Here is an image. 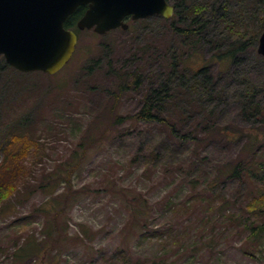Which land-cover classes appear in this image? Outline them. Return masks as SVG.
<instances>
[{"label":"rangeland","instance_id":"374dc122","mask_svg":"<svg viewBox=\"0 0 264 264\" xmlns=\"http://www.w3.org/2000/svg\"><path fill=\"white\" fill-rule=\"evenodd\" d=\"M254 4L243 3L247 11ZM156 21L136 30L131 22L128 29L108 35L80 31L76 54L61 71L35 72L30 79L34 90H16L19 99L13 101V93L8 95L0 109V132L14 122L17 127L31 113L25 136L32 145L14 146L15 154L27 150L18 164L25 173L18 177L14 196L0 204V264H122L123 257L129 264L161 259L165 264H264V236H250L253 227L264 224V211L248 207L264 189V170L253 158L259 152L256 160L264 161V65L258 64V45L243 56L246 66L257 65L250 76L260 92L250 99L263 113L245 118L244 111H250L244 102L230 99L209 126L195 118L174 133L159 122L132 119L146 87L116 99L109 92L117 91L118 79L94 62L110 54L117 68L147 70L139 56L147 40L142 31L148 23L158 26ZM246 21L255 33L260 20ZM252 35L247 33V39ZM157 36L148 33L149 39ZM113 39L114 45H100ZM212 53L205 49L203 55ZM219 70L216 63L209 67L213 74ZM225 83L222 77L220 84ZM180 106L174 107L175 122ZM126 116L123 123L118 120ZM214 123L229 127L227 137ZM190 131L198 140L184 136ZM82 143L88 150L72 170V187L59 180L55 192L53 186L44 190L51 176H65L78 163L74 157L83 153ZM3 158L0 150V163ZM230 168L238 175L231 176Z\"/></svg>","mask_w":264,"mask_h":264},{"label":"trees","instance_id":"16d2710c","mask_svg":"<svg viewBox=\"0 0 264 264\" xmlns=\"http://www.w3.org/2000/svg\"><path fill=\"white\" fill-rule=\"evenodd\" d=\"M168 1L175 7L174 15L171 18L155 15L148 19L138 20L136 23L131 17L127 18L129 23L132 22L131 29L134 30L137 29L139 24L143 25L150 19L157 20L160 23L158 26L156 25L157 28L156 26L153 28L151 23L143 27V36L147 40L140 48L141 55L139 56L148 65L147 70L142 69L133 72L132 70L124 71L117 68L114 66L110 54H105L104 60L97 58V62L94 61L98 69H105L106 75L113 74L118 79L117 91L109 92V95H113L118 99L128 90H138L142 86L146 87L140 110L130 117L144 123L159 122L171 128L174 133L180 130L185 122L187 123L195 118H197L200 126H209L210 119L222 113L224 111L222 104L227 103L230 99L244 102L245 108L250 111H244L245 118L252 116L254 113L262 114L259 102L250 99L252 95L260 92V86L252 81L253 79L250 76V71L257 65L246 66V58L243 54L248 48L257 47L259 36L264 30V0H251L255 4L248 11L243 5L245 0ZM238 3L240 5L237 7ZM86 9L87 6H80L68 18L66 27L73 28L80 34L77 24ZM246 18L260 20L258 27H255V33L254 29H249L250 23L246 21ZM149 32L150 35L158 34V36L149 39ZM241 32L242 34H240ZM249 32L253 35L247 39L246 34ZM108 34H111V32ZM107 44L114 45L115 39L105 41L100 45L104 48ZM205 49H210L213 52L207 58L203 55ZM256 57L258 58V64L264 65V57L260 54H256ZM214 63L220 66V70L216 74L209 71L210 65ZM242 63H245L242 71L239 69H236V72L229 71L231 66L236 67L242 65ZM151 64H155L154 69L156 72L150 69ZM160 68L161 72H159ZM32 74L35 75L36 73L18 71L6 62L3 55H0V109H4V102L11 93L14 95H10L13 98L12 101L19 99L16 90L23 92V89L27 86L31 90L35 89L34 86H31L33 83L30 82ZM222 77L226 78L225 84H220ZM48 87L52 88V86ZM179 103H182L181 106ZM178 106H180L182 112L179 111L180 117L175 122L176 110L174 111V107L177 109ZM26 116L31 118L32 114L28 113ZM28 118L23 117L20 119L17 127H12L15 124L14 122L6 133L0 132V150L4 151V158L0 163V204L9 201L14 196L18 190V177L25 173L24 166L21 168L18 164L21 163L19 162L20 158L27 154V150L15 154L14 146L18 145L19 142L32 145V141L25 136L29 135L25 134ZM121 118L119 117L118 120L123 123L128 116L124 117L123 120ZM212 127L218 128L219 132L227 137L228 126L219 127L217 123H214ZM15 128L20 129V131L15 132ZM209 130H211L210 127ZM8 132L9 134L12 133L9 137H7ZM184 136L198 140L197 135L192 134V131L184 134ZM256 142H252L250 148H253ZM6 145L7 147H5ZM83 145L84 143H82ZM87 150L84 145L83 153L78 154L77 152L74 157L78 160V163L72 164L71 170L65 176L54 175L56 179L51 176L50 179L52 180L44 185L46 187L44 190L49 186H53L52 191L56 190L59 180H64L69 187H72V170L76 169L82 159L86 157ZM258 156L259 152H254V161L264 170V161L256 160ZM235 169L237 170V168ZM227 171L231 173V176L238 175L232 168ZM248 207L252 211L260 213L264 211V189L260 195L255 196L250 201ZM250 236L255 238L264 236V224L253 227ZM26 247L28 248V245ZM26 250L29 252L32 249H24V251ZM37 250H39V246L36 243L33 250L35 254H37ZM26 252H22L19 256H24ZM122 259V264H129V258L125 260L123 257ZM165 263V260L161 259L153 264Z\"/></svg>","mask_w":264,"mask_h":264},{"label":"water","instance_id":"95a60500","mask_svg":"<svg viewBox=\"0 0 264 264\" xmlns=\"http://www.w3.org/2000/svg\"><path fill=\"white\" fill-rule=\"evenodd\" d=\"M80 6L88 8L78 28L101 35L128 29L129 16L170 18L175 11L168 0H0V54L19 71L57 73L76 50L79 36L65 22ZM258 52L264 56V31Z\"/></svg>","mask_w":264,"mask_h":264}]
</instances>
